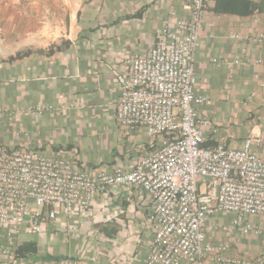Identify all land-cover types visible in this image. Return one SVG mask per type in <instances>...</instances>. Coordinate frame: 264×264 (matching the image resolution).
<instances>
[{"label":"crops","instance_id":"crops-1","mask_svg":"<svg viewBox=\"0 0 264 264\" xmlns=\"http://www.w3.org/2000/svg\"><path fill=\"white\" fill-rule=\"evenodd\" d=\"M234 5L215 10L207 0L199 33L195 93L209 103L195 110L216 124L205 128L208 146L264 140V14L239 16ZM188 17L185 0H0V152H63L89 172L135 165L158 140L116 123V76L154 47L166 22ZM149 209L138 190L109 189L88 219L57 211L40 233L14 238L10 264H145Z\"/></svg>","mask_w":264,"mask_h":264},{"label":"built area","instance_id":"built-area-1","mask_svg":"<svg viewBox=\"0 0 264 264\" xmlns=\"http://www.w3.org/2000/svg\"><path fill=\"white\" fill-rule=\"evenodd\" d=\"M185 2L189 17L166 22L154 47L129 58L116 76L115 121L125 133L142 129L158 140L150 153L108 173L89 172L63 152H0V239H7L0 264L15 261L11 241L21 233H40L57 211L88 219L96 198L114 188L148 199L154 237L145 264H264L231 255L232 240L219 239L264 236V140L204 146L205 128L215 132L216 124L195 110L209 100L195 93L194 61L208 7L207 0ZM220 216L229 223L210 222Z\"/></svg>","mask_w":264,"mask_h":264},{"label":"rangeland","instance_id":"rangeland-1","mask_svg":"<svg viewBox=\"0 0 264 264\" xmlns=\"http://www.w3.org/2000/svg\"><path fill=\"white\" fill-rule=\"evenodd\" d=\"M221 220L222 223L224 224H228L230 217H226V216H221ZM246 241V245L245 248L241 247L240 248V243L243 244L242 241ZM241 241V242H240ZM240 248V249H238ZM244 250H243V249ZM242 250V252H241ZM234 255H242L245 256L247 258H257V257H262L264 259V236L261 238H255L253 236H248V237H235L232 240V246H231V250H230ZM238 251H240L241 253H239Z\"/></svg>","mask_w":264,"mask_h":264},{"label":"trees","instance_id":"trees-1","mask_svg":"<svg viewBox=\"0 0 264 264\" xmlns=\"http://www.w3.org/2000/svg\"><path fill=\"white\" fill-rule=\"evenodd\" d=\"M215 2V10L218 8V5L222 3H235V5L231 9H235L232 12H235L239 16H249L253 13H262L264 14V0L259 1H251V0H214ZM52 51L49 50L48 53ZM204 146H207L206 143Z\"/></svg>","mask_w":264,"mask_h":264}]
</instances>
